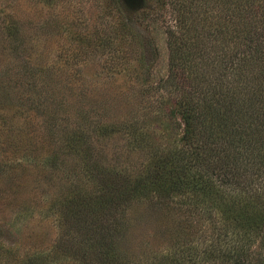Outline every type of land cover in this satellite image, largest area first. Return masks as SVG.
I'll return each mask as SVG.
<instances>
[{
	"label": "rangeland",
	"instance_id": "obj_1",
	"mask_svg": "<svg viewBox=\"0 0 264 264\" xmlns=\"http://www.w3.org/2000/svg\"><path fill=\"white\" fill-rule=\"evenodd\" d=\"M114 2L0 0V239L21 258L54 250L51 264H79L54 249L62 233L58 199L80 176L88 180L69 138L85 135L94 154L103 147L108 167L137 166L149 148L128 125L152 131L175 121L160 102L166 91L144 92L168 75L166 28L143 17L151 0H121V24ZM7 13L21 23L17 43ZM113 124L122 125L107 131ZM163 138L159 130L156 141ZM130 142L141 147L131 150ZM176 205L134 203L124 250L142 264H222L210 253L216 221L183 216Z\"/></svg>",
	"mask_w": 264,
	"mask_h": 264
},
{
	"label": "trees",
	"instance_id": "obj_2",
	"mask_svg": "<svg viewBox=\"0 0 264 264\" xmlns=\"http://www.w3.org/2000/svg\"><path fill=\"white\" fill-rule=\"evenodd\" d=\"M114 1L121 24V0ZM142 15L166 28L169 49L167 77L144 92L166 91L160 102L175 121L152 131L128 125L149 148L137 166L108 167L103 147L94 154L85 135L69 138L88 180L80 176L58 199L62 233L54 249L79 264H142L122 243L129 209L151 199L216 221L210 253L217 261L256 264L264 259V0H151ZM4 21L17 43L21 23L8 13ZM159 130L166 138L158 143ZM53 251L21 258L0 239V264H51Z\"/></svg>",
	"mask_w": 264,
	"mask_h": 264
}]
</instances>
